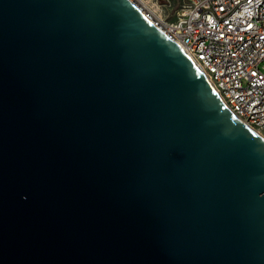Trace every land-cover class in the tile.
<instances>
[{"label": "water", "instance_id": "water-1", "mask_svg": "<svg viewBox=\"0 0 264 264\" xmlns=\"http://www.w3.org/2000/svg\"><path fill=\"white\" fill-rule=\"evenodd\" d=\"M0 264H264V142L128 0H0Z\"/></svg>", "mask_w": 264, "mask_h": 264}, {"label": "built area", "instance_id": "built-area-1", "mask_svg": "<svg viewBox=\"0 0 264 264\" xmlns=\"http://www.w3.org/2000/svg\"><path fill=\"white\" fill-rule=\"evenodd\" d=\"M176 19L157 26L198 68L204 54L217 95L244 120L261 124L264 141V0H185ZM247 38V45H240Z\"/></svg>", "mask_w": 264, "mask_h": 264}, {"label": "rangeland", "instance_id": "rangeland-1", "mask_svg": "<svg viewBox=\"0 0 264 264\" xmlns=\"http://www.w3.org/2000/svg\"><path fill=\"white\" fill-rule=\"evenodd\" d=\"M141 12L148 15L153 22L169 23L176 19L177 11H171L170 0H131ZM183 7H181L182 9ZM179 9V10H181Z\"/></svg>", "mask_w": 264, "mask_h": 264}, {"label": "bare ground", "instance_id": "bare-ground-1", "mask_svg": "<svg viewBox=\"0 0 264 264\" xmlns=\"http://www.w3.org/2000/svg\"><path fill=\"white\" fill-rule=\"evenodd\" d=\"M128 1L130 3H132L136 8H138L131 0H128ZM240 45H247V38H240ZM196 62L198 63V69L205 75V77L206 78H212V71H209V66H208V63L205 61L204 54H196ZM209 83L212 85L213 89L217 93L216 81H209ZM222 102L229 109V100H222ZM230 111L239 120H244V113L241 112L240 109H238V108H230ZM243 123H244L245 126H247L248 128L251 129V122H243ZM251 130L262 140L260 135L263 134V126L261 124H252V129Z\"/></svg>", "mask_w": 264, "mask_h": 264}, {"label": "trees", "instance_id": "trees-1", "mask_svg": "<svg viewBox=\"0 0 264 264\" xmlns=\"http://www.w3.org/2000/svg\"><path fill=\"white\" fill-rule=\"evenodd\" d=\"M171 11H178L184 5L185 0H170Z\"/></svg>", "mask_w": 264, "mask_h": 264}]
</instances>
